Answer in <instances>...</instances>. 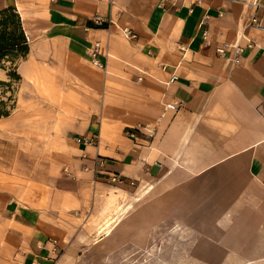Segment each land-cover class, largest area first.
<instances>
[{
	"label": "crops",
	"instance_id": "crops-1",
	"mask_svg": "<svg viewBox=\"0 0 264 264\" xmlns=\"http://www.w3.org/2000/svg\"><path fill=\"white\" fill-rule=\"evenodd\" d=\"M251 1L0 0L20 13L30 55L46 53L31 67L44 63L53 91L79 101L55 135L64 171L47 203L14 209L24 264H79L90 243L73 223L85 226L101 196L152 183L210 217V260L264 261V29L251 23L264 19V0ZM95 41L105 70L89 55ZM89 135L97 142L78 140Z\"/></svg>",
	"mask_w": 264,
	"mask_h": 264
},
{
	"label": "rangeland",
	"instance_id": "rangeland-1",
	"mask_svg": "<svg viewBox=\"0 0 264 264\" xmlns=\"http://www.w3.org/2000/svg\"><path fill=\"white\" fill-rule=\"evenodd\" d=\"M35 55L29 52L0 67V80L11 81L0 83V110L9 112L0 117V264H24L23 244L13 235L14 209L47 203L51 179L64 171L55 136L62 133V113L79 103L70 94L53 91L44 63L43 68L31 67V58L40 65L46 53ZM12 65L22 79L10 77ZM152 184L150 191L151 184H134L119 190V196H101L98 211H89L85 226L81 219L73 223L84 228L90 243L79 264H264L210 260V217L190 210V197H175L174 188ZM114 219L119 221L113 233L105 236L100 229Z\"/></svg>",
	"mask_w": 264,
	"mask_h": 264
},
{
	"label": "trees",
	"instance_id": "trees-1",
	"mask_svg": "<svg viewBox=\"0 0 264 264\" xmlns=\"http://www.w3.org/2000/svg\"><path fill=\"white\" fill-rule=\"evenodd\" d=\"M30 49V40L18 10L13 6L0 10V67L6 68V63L14 64L19 58L26 57ZM12 67L10 77L13 80L22 79L16 68ZM10 82L0 80L5 85H10ZM5 115H9V112L0 110V117Z\"/></svg>",
	"mask_w": 264,
	"mask_h": 264
},
{
	"label": "built area",
	"instance_id": "built-area-1",
	"mask_svg": "<svg viewBox=\"0 0 264 264\" xmlns=\"http://www.w3.org/2000/svg\"><path fill=\"white\" fill-rule=\"evenodd\" d=\"M204 0H193V5H198V4H201ZM252 5H254L255 7H259L260 6V3H259V0H252L250 2ZM191 11H193V6L191 7ZM251 23L261 29H264V19L263 18H260L256 15H254L252 18H251ZM95 21L97 24L99 25H104L106 24L109 28L113 25H116L117 28L120 29V31L122 32V34L127 37L128 39H136L138 34L136 33V31H134V29L128 25H125V26H122V25H119L116 21H114L112 18L110 19H107L101 15H98L95 17ZM204 35L205 37L208 36V31H205L204 32ZM249 46H253L254 45V41L249 39V43H248ZM102 48V43L101 41H95L92 45H91V48H89V55L91 57V60L93 62L94 65H96L97 67H99L100 69L102 70H105L107 69V64L102 61L101 59V51ZM238 51L241 52L244 50V47H241V46H238ZM219 51L220 53L224 52L225 49L224 48H219ZM149 131H151L150 133H154V130L155 128L153 127H150L148 129ZM79 141L81 142H84V143H88V144H94L97 142L98 140V137L94 136V135H89V136H84V137H81L78 139ZM103 164H104V161H101ZM101 163V164H102ZM112 181L114 182H119V183H124L125 180L124 178L121 176V175H115L111 178ZM134 183V182H132ZM58 248H59V245L57 243V240L56 239H52L51 241V250L53 251V253H58ZM49 258H46L45 256H41V255H38L35 257V259H33L32 263L31 264H51V262L49 263V261L47 260ZM54 264V263H53Z\"/></svg>",
	"mask_w": 264,
	"mask_h": 264
},
{
	"label": "bare ground",
	"instance_id": "bare-ground-1",
	"mask_svg": "<svg viewBox=\"0 0 264 264\" xmlns=\"http://www.w3.org/2000/svg\"><path fill=\"white\" fill-rule=\"evenodd\" d=\"M119 219H114L113 221H109L105 226L102 228V230H106V233L108 235H111L113 233V230L115 228L116 223L118 222Z\"/></svg>",
	"mask_w": 264,
	"mask_h": 264
}]
</instances>
